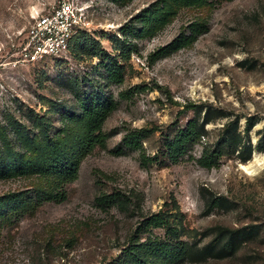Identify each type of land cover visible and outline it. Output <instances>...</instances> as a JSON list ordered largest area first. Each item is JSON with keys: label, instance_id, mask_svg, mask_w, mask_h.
<instances>
[{"label": "rangeland", "instance_id": "obj_1", "mask_svg": "<svg viewBox=\"0 0 264 264\" xmlns=\"http://www.w3.org/2000/svg\"><path fill=\"white\" fill-rule=\"evenodd\" d=\"M57 1L0 0V144L3 133L21 148L14 129L24 123L39 130L37 117L49 133L59 132L90 91L112 96L117 106L104 122L107 146L86 154L66 197L43 201L0 229V264H139L144 253L136 246L146 239L202 245L217 224L256 230L224 258L174 263L149 255L148 261L264 264V150L256 147L264 128V0H79L86 24L67 56L28 61L24 47L34 18ZM191 22L207 27L150 59L182 31L190 34ZM109 62L121 66L122 81L109 79ZM189 101L240 115L241 129L246 116H255L251 158L223 155L207 168L197 161V143L172 161L165 141L194 116L184 108ZM226 118L207 124L211 137ZM140 127L148 130L142 149L114 151L127 131ZM36 182L0 178V194H34ZM202 187L228 196L230 207L206 213ZM105 193L117 199L106 204L99 199ZM153 213L164 222L146 226Z\"/></svg>", "mask_w": 264, "mask_h": 264}, {"label": "trees", "instance_id": "obj_2", "mask_svg": "<svg viewBox=\"0 0 264 264\" xmlns=\"http://www.w3.org/2000/svg\"><path fill=\"white\" fill-rule=\"evenodd\" d=\"M190 27L192 29L190 34L182 31L150 59H156L169 49L186 45L193 39V33L199 31V27L207 26L205 23L191 22ZM114 39L119 42V38ZM99 51L100 42L95 41L94 52L97 54ZM106 69L109 79L116 82L123 80V72L117 62H109ZM78 105L79 112L68 113L65 126L53 134L46 129V121L42 117L35 119V125L39 128L37 131H32L34 128L20 123L14 132L21 139V148H17L7 136L1 134L0 178L26 177L37 182L32 185L34 194L22 189L0 194V229L13 218L34 210L43 201L63 200L67 195L66 186L78 177L81 162L86 154L97 146L103 148L107 146L109 134L104 130V122L117 106V100L102 92L90 91L78 98ZM184 108L192 110L194 116L181 124L173 136L165 141L166 153L172 161H177L197 143L202 146L197 161L207 168L216 166L223 155H235L241 161L251 158L254 147L249 132L257 122L255 116H246V125L241 129L240 115L228 116L224 110H215L206 102L189 101ZM223 117L227 118L211 137L207 124ZM71 122L74 124L69 125ZM75 127L78 128L76 133ZM147 131L144 127L127 131L114 151L121 152L127 148L142 149V139ZM256 147L264 150V128L260 130ZM201 193L206 213L216 207H230L232 203L225 194L214 191L206 194L204 187L201 188ZM99 199L108 204L117 198L114 193H105ZM163 219L160 213H153L144 220V224L160 225L164 222ZM255 228L256 226L252 224L237 227L217 224L209 229L212 236L202 245L180 239L173 244L149 238L136 246L144 253L143 258L137 256L136 260L139 264H150L149 255L159 257L161 261L174 263L202 261L210 257L224 258L232 255L244 241L253 237ZM153 264H157V261H153Z\"/></svg>", "mask_w": 264, "mask_h": 264}, {"label": "built area", "instance_id": "obj_3", "mask_svg": "<svg viewBox=\"0 0 264 264\" xmlns=\"http://www.w3.org/2000/svg\"><path fill=\"white\" fill-rule=\"evenodd\" d=\"M86 24V7L79 0H58L34 18L24 47L25 59L67 56L73 38Z\"/></svg>", "mask_w": 264, "mask_h": 264}, {"label": "bare ground", "instance_id": "obj_4", "mask_svg": "<svg viewBox=\"0 0 264 264\" xmlns=\"http://www.w3.org/2000/svg\"><path fill=\"white\" fill-rule=\"evenodd\" d=\"M256 161H257V159H256V156H255L254 162H256ZM242 167H243V169H245V170H246V169H248L250 166H249V167H247V166H243V165H242Z\"/></svg>", "mask_w": 264, "mask_h": 264}]
</instances>
